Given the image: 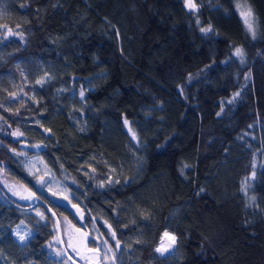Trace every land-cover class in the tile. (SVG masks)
I'll return each mask as SVG.
<instances>
[{
    "label": "trees",
    "instance_id": "16d2710c",
    "mask_svg": "<svg viewBox=\"0 0 264 264\" xmlns=\"http://www.w3.org/2000/svg\"><path fill=\"white\" fill-rule=\"evenodd\" d=\"M193 3L0 0V190L12 202L0 195V264L69 261L50 250L53 215L38 205L43 223L18 207L30 203L4 182L44 200L88 246L107 240L120 264H264V0ZM238 4L251 8L255 38ZM228 77L230 94L201 118V91L225 89ZM19 140L22 153L39 146L101 237L34 187ZM21 223L25 241L14 233ZM166 231L176 245L164 257L156 248Z\"/></svg>",
    "mask_w": 264,
    "mask_h": 264
},
{
    "label": "rangeland",
    "instance_id": "374dc122",
    "mask_svg": "<svg viewBox=\"0 0 264 264\" xmlns=\"http://www.w3.org/2000/svg\"><path fill=\"white\" fill-rule=\"evenodd\" d=\"M242 10L246 11L247 8H244ZM17 66H18L20 73L22 74L23 80L27 82L28 76H26L25 72L22 71V67H19V63H17ZM6 78L11 83V86L13 85L12 87L13 89H15L14 90L15 93L17 92L16 90H20L19 89L20 80L16 77V74H13V72H11L10 74L8 73V75H6ZM232 88H233V82L231 78L228 77L225 89L221 90L217 87H208L206 90L201 91L202 92L201 96L203 99V108L200 111L201 118H204L205 116L208 115V112L210 110L211 105L213 104V101H216L221 96L229 95L231 92L230 90H232ZM18 142L19 144L20 143L21 144L19 145V147H17L18 148L17 151H20L21 153L20 155H22L25 159L23 161V167H25L26 172L28 173L27 175L32 177L31 181L34 184V187L40 193L45 194V197L48 201L53 202L56 205L65 206V207H69L70 205H72L73 203L71 202V199H76V198L78 199V197L75 194H73V192L65 184H63V182L59 179V177L46 165V163H44V160L41 158L40 154L37 153V152H40L39 151L40 149L38 148L39 146L38 145L31 146V150H34L36 154L30 155L29 153L21 152L22 150L26 151L27 149H29L28 146L26 145L27 144L26 141L19 140ZM5 146H8V144H6V140H2V138L0 137V161L4 160V157L2 155V148ZM0 177H1V172H0ZM3 184H5V186H7L12 191V196L15 197V199L19 203H22V202L31 203L32 201L37 199L31 192L26 191V188L20 186L19 184H15V183L13 184V182L9 184L7 182H4ZM244 187L245 189H247L248 185H244ZM14 192L20 193L21 196H25L28 198L21 199L20 196L14 195L13 194ZM80 204L84 206L82 202ZM37 211L43 213L44 219H41V217L37 215ZM28 213L34 215L37 219H39L43 223H46L48 221V216H46L39 207L33 210H30ZM58 221H59V224H62V225L64 224V226L62 228L60 227V229L62 232V236L64 235L63 237H65L64 239L63 238L62 239H63V244L66 247V250L71 252L72 256L76 257V260H81L78 252L74 251L72 248H69L68 243H69V236H71L72 237L71 242L73 244H77V246L80 247L82 250V246L79 244V241L82 238L81 234L83 232L80 229L79 231H77L78 227H75V225L71 221H69L67 218H62V219L60 218L58 219ZM86 223L92 229L93 234L99 237L102 236L95 221H91V222L86 221ZM14 233L17 236V239H19V237L23 235L25 236V240L31 235V231L28 228H26V226L23 223H21L14 229ZM55 233H56L55 238L53 239L50 250L52 251V254H55L56 257L60 258L61 256L57 255V252H62L61 244L59 240L58 226H55ZM86 242L88 244V237H87ZM169 243L170 241H168L167 238L164 237L159 242V245L157 246V248L162 247V246L167 247ZM175 245L176 243L172 246V248H169L168 251L166 252H157V251L156 252L163 256L166 253H170L175 248ZM88 247L91 248L92 246H88ZM108 247L110 246L108 244L105 245L103 241L102 248L100 249L106 251ZM107 256H108L107 261L103 260V256L101 257L102 264H120L121 263L119 261L120 259H118L117 257V253H115L114 251L107 252ZM59 260L60 262L63 261L62 258H60ZM63 264H72V263L68 261V263L64 262ZM83 264L85 263L83 262Z\"/></svg>",
    "mask_w": 264,
    "mask_h": 264
},
{
    "label": "snow or ice",
    "instance_id": "6c2138e0",
    "mask_svg": "<svg viewBox=\"0 0 264 264\" xmlns=\"http://www.w3.org/2000/svg\"><path fill=\"white\" fill-rule=\"evenodd\" d=\"M185 7L191 10H195L197 8V5L195 3H193V0H185ZM238 8L244 9L247 8V10H242L241 11V16L244 18V22L245 25L247 27V30L252 34L253 38L256 37V26H255V18L253 16L252 10L251 8H248L246 4H238L237 5ZM197 24L200 23L199 19H197ZM3 27H7L6 25H4ZM9 34H13V35H19V33H12L11 29H8ZM201 32L204 33H208L211 31V25H209L207 28L201 27L200 28ZM237 57H243L244 53L243 50L240 47H236L235 48V53H234ZM37 83H42V81H37ZM15 95V94H13ZM81 97L84 96V92L81 91L80 93ZM235 95H239L238 93ZM235 98V97H234ZM233 98V99H234ZM233 101L230 100L229 103H232ZM217 115H220V113H217ZM124 124L126 126L129 125V121L127 119L124 120ZM128 131L132 134V139L136 140L137 136L136 133L132 130L131 127L128 128ZM13 135L19 136L22 135L21 132H19V130L15 131L13 133ZM185 167H187V165H185ZM183 174V172H182ZM118 182V181H117ZM103 186V185H101ZM14 195H18L20 196L21 199H27L28 197L25 196H21L20 193H13ZM252 200L255 199V197H251ZM37 215H39L41 217V219H44V215L43 213L37 211ZM109 229L111 231V226H109ZM77 231H79V229H77ZM67 234V233H66ZM112 238L116 239V233L114 231L111 232ZM81 240L79 241V244L82 246V250L80 247L77 246V244H73L72 241V237L69 236V243H68V247L72 248L74 251L78 252V254L80 255V259L83 260L85 262V264H102V260L101 257L103 256V260L107 261L108 256H107V252H112L113 249L111 247H108L105 250L100 249L98 246L97 247H88L87 244V237L88 234L87 233H82L81 234ZM164 237L167 238L168 241H170L169 245L167 247H158L156 248L157 252H166L168 251L169 248H172V246L176 243V237L171 235L170 233H168L167 231L164 233ZM20 241H24L25 240V236L21 235L19 237ZM163 239V238H162ZM139 242V241H137ZM104 244L107 245L108 241L105 240ZM121 245V242L119 240H116V248L119 249ZM61 253L57 252V255L59 256ZM66 254V253H65ZM69 260L73 261V264H77V262L73 259L72 256L68 257Z\"/></svg>",
    "mask_w": 264,
    "mask_h": 264
},
{
    "label": "water",
    "instance_id": "95a60500",
    "mask_svg": "<svg viewBox=\"0 0 264 264\" xmlns=\"http://www.w3.org/2000/svg\"><path fill=\"white\" fill-rule=\"evenodd\" d=\"M0 195L3 197V199L5 201L12 204V202L7 197H5L6 195L3 194V192L1 190H0ZM38 205L42 206L45 211L51 213L53 215V217L55 218V221H56L57 226H58V231H59V240H60V244H61V250H62L65 258H67L69 260L68 257L70 256V254L68 253V251L66 250V247L63 244V239L61 237L62 234H61V229L59 226L60 224H59L58 218H57L56 214L54 213V211L51 209V207L48 204H46V202L44 200H42L40 198H37L36 200L32 201L30 203V205H27L26 207L25 206L24 207L18 206V207L23 208L27 211H30V210L37 208ZM67 209H68L69 215H71V217L77 222L78 225L83 227L86 224L87 216H86L85 212L83 211V207L80 204L74 203V204L70 205L69 207H67ZM69 261L73 264L72 260H69ZM75 261L77 262V264H83V262L81 260H75Z\"/></svg>",
    "mask_w": 264,
    "mask_h": 264
},
{
    "label": "flooded vegetation",
    "instance_id": "af4514ba",
    "mask_svg": "<svg viewBox=\"0 0 264 264\" xmlns=\"http://www.w3.org/2000/svg\"><path fill=\"white\" fill-rule=\"evenodd\" d=\"M83 261V260H82ZM84 262V261H83ZM85 263V262H84Z\"/></svg>",
    "mask_w": 264,
    "mask_h": 264
},
{
    "label": "bare ground",
    "instance_id": "6f19581e",
    "mask_svg": "<svg viewBox=\"0 0 264 264\" xmlns=\"http://www.w3.org/2000/svg\"><path fill=\"white\" fill-rule=\"evenodd\" d=\"M163 247V246H162Z\"/></svg>",
    "mask_w": 264,
    "mask_h": 264
}]
</instances>
